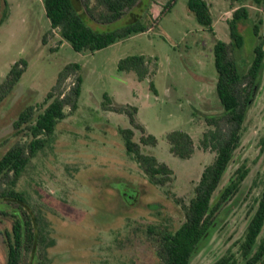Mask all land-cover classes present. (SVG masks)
Masks as SVG:
<instances>
[{"label": "rangeland", "instance_id": "obj_1", "mask_svg": "<svg viewBox=\"0 0 264 264\" xmlns=\"http://www.w3.org/2000/svg\"><path fill=\"white\" fill-rule=\"evenodd\" d=\"M154 1L142 0L110 24L84 15L100 31L136 18L146 30L94 52H78L57 30L49 32L42 0H0V83L14 62L23 59L27 64L15 86L0 97V157L15 141L25 140L21 133H13V121L29 104L40 109L64 65L77 62L82 76L76 109L64 108L65 116L17 183L43 236L35 256L22 264H161L155 232L173 231L184 220L183 204L193 196L203 167L214 157L199 141L210 128L205 118L222 111L213 47L216 40L230 41L228 20L233 9L228 0H206L210 30L188 9V0H175L165 12L166 0ZM244 4L249 17L237 24L244 45L235 51L243 68L256 41L253 24L263 32L260 9L251 0ZM129 55L156 57L155 72L139 81L133 72L119 71V59ZM105 94L116 104L137 108V120L156 138L154 145L140 143L141 152L154 155L173 171L163 183L151 179L127 152L120 129L131 128L129 118L104 109ZM174 130L191 136L190 157L170 152L166 134ZM140 136L134 130L133 140L139 142ZM263 136L264 94L259 82L241 144L222 185L242 164L248 174L226 206L223 220L190 264H216L235 250L233 243L244 233L264 174ZM10 224V216L0 214V264H6L3 233Z\"/></svg>", "mask_w": 264, "mask_h": 264}, {"label": "trees", "instance_id": "obj_2", "mask_svg": "<svg viewBox=\"0 0 264 264\" xmlns=\"http://www.w3.org/2000/svg\"><path fill=\"white\" fill-rule=\"evenodd\" d=\"M141 1L42 0L49 20V32L57 30L61 38L78 52H94L132 34L144 32L146 29L140 18L103 31L94 29L85 18L87 16L99 23L110 24L118 21L126 11L138 6ZM228 1L233 9L228 20L230 41L216 40L213 47L217 73L216 92L222 111L205 118L210 128L199 141L200 147L212 151L214 157L203 167L193 196L187 204H183L184 220L179 227L173 231L164 228L155 232L156 253L161 264L191 263L223 220L226 206L237 196L248 174V168L242 164L222 185L224 175L241 144L247 111L259 82L262 83L264 94V0H251L261 11L262 19L259 24L263 23V32L260 34L259 25L253 24L252 31L256 41L252 56L244 68L238 63L235 51L244 45L237 24L249 17L248 8L244 4L247 0ZM174 2L175 0H166L162 4V12L169 11ZM187 7L201 25L211 30L212 17L206 0H188ZM156 61V57L129 55L119 59L117 69L133 72L142 81L155 72ZM26 66L23 59L11 65L0 83V97L15 86ZM80 70L81 66L77 62L64 65L54 86L39 104L40 109L36 111V106L29 104L13 121V133H21L25 140L15 141L0 157V214L11 218L10 228L3 233L6 264H22L25 259L34 257L36 246L43 238L40 228H37V221L26 207V194L16 187L30 159L44 147L57 123L65 116L64 108L68 106L71 110L76 109L82 84ZM68 78L71 80L67 84ZM150 88L155 91L152 81ZM102 105L106 110L128 116L131 128L120 129L127 152L134 156L151 179L163 183L173 171L154 155L141 152L140 143L154 145L156 138L147 133L137 120V108L116 104L107 94L104 95ZM134 130L141 133L139 142L133 140ZM166 140L170 152L177 157L188 158L194 151L193 140L184 131H171L166 134ZM261 146L264 151V136ZM233 247L235 250L230 249L216 264H264V174L244 233L233 243Z\"/></svg>", "mask_w": 264, "mask_h": 264}]
</instances>
